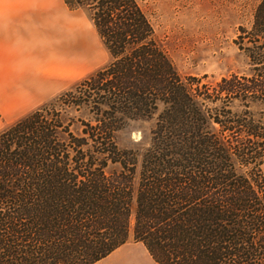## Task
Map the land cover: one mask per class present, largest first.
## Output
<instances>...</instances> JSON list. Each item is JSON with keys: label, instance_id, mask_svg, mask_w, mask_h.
Wrapping results in <instances>:
<instances>
[{"label": "trees", "instance_id": "obj_1", "mask_svg": "<svg viewBox=\"0 0 264 264\" xmlns=\"http://www.w3.org/2000/svg\"><path fill=\"white\" fill-rule=\"evenodd\" d=\"M63 2L107 61L0 129V264H93L130 236L157 264H264V0L235 40L247 72L204 89L137 0Z\"/></svg>", "mask_w": 264, "mask_h": 264}, {"label": "rangeland", "instance_id": "obj_2", "mask_svg": "<svg viewBox=\"0 0 264 264\" xmlns=\"http://www.w3.org/2000/svg\"><path fill=\"white\" fill-rule=\"evenodd\" d=\"M137 1L155 26L158 38L169 54L176 72L193 88L204 89L221 77L247 72V59L238 49L235 40L240 27L249 30L254 8L259 0ZM63 7V19L74 24V29H78V47L72 48L74 51L72 53L79 55L78 70L76 61L71 64L70 60L65 68L73 67V72H64L59 77L58 86L50 93L42 95L43 98L46 97L45 99L65 90L107 61V54L91 21L81 10L67 12L66 6ZM49 13L46 12L47 19L50 17ZM76 36L77 33H74V45ZM60 47L62 46H59V51L63 49ZM63 51L66 52L67 49ZM58 56L60 57L56 61L63 66L64 56L63 54ZM149 126L150 123L142 119L129 121L117 133L119 144L134 146V143L147 133ZM262 170L264 172V164ZM120 248L128 254L141 252L151 264H157L145 246L141 242L134 241L132 236ZM129 264L138 263L130 260Z\"/></svg>", "mask_w": 264, "mask_h": 264}, {"label": "crops", "instance_id": "obj_3", "mask_svg": "<svg viewBox=\"0 0 264 264\" xmlns=\"http://www.w3.org/2000/svg\"><path fill=\"white\" fill-rule=\"evenodd\" d=\"M63 4V0H0V129L41 103L46 98L42 95L58 86L64 72H73V67L65 68L70 60L76 61L78 70L79 55L72 53L78 47V29L63 19ZM60 45L67 51H59ZM58 54L64 56L63 66L56 61ZM120 247L93 264L130 260L151 264L143 253L128 254Z\"/></svg>", "mask_w": 264, "mask_h": 264}]
</instances>
